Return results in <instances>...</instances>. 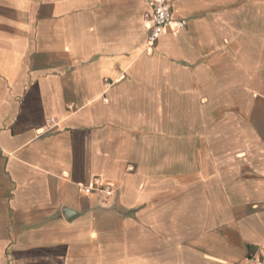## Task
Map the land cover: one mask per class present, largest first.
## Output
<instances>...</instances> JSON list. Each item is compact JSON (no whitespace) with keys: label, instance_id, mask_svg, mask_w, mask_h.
<instances>
[{"label":"crops","instance_id":"0c3cea01","mask_svg":"<svg viewBox=\"0 0 264 264\" xmlns=\"http://www.w3.org/2000/svg\"><path fill=\"white\" fill-rule=\"evenodd\" d=\"M172 9L0 0V264L264 256V0Z\"/></svg>","mask_w":264,"mask_h":264},{"label":"built area","instance_id":"2783aa9c","mask_svg":"<svg viewBox=\"0 0 264 264\" xmlns=\"http://www.w3.org/2000/svg\"><path fill=\"white\" fill-rule=\"evenodd\" d=\"M150 13L148 14L149 22L152 27L148 36V51H152L156 40L167 32H176L186 26L183 19H175L172 9V0H149ZM54 124L55 120L51 119ZM79 190L85 193L97 191L109 196L113 193V186L96 179L92 186L79 185ZM240 264H264V256L256 252H250L248 257Z\"/></svg>","mask_w":264,"mask_h":264},{"label":"rangeland","instance_id":"374dc122","mask_svg":"<svg viewBox=\"0 0 264 264\" xmlns=\"http://www.w3.org/2000/svg\"><path fill=\"white\" fill-rule=\"evenodd\" d=\"M199 125V124H197ZM259 128H260V134H261V141L263 142L262 144L264 145V118H259Z\"/></svg>","mask_w":264,"mask_h":264}]
</instances>
